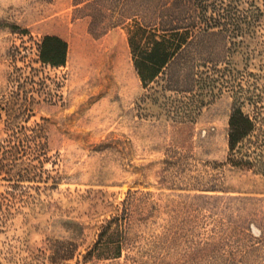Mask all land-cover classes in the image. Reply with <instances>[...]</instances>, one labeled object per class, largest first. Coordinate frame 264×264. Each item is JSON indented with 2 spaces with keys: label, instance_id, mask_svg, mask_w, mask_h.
<instances>
[{
  "label": "rangeland",
  "instance_id": "374dc122",
  "mask_svg": "<svg viewBox=\"0 0 264 264\" xmlns=\"http://www.w3.org/2000/svg\"><path fill=\"white\" fill-rule=\"evenodd\" d=\"M231 1L208 15L227 14ZM250 4L259 10L252 35L245 24ZM154 5L0 0V106L16 92L24 103L35 98L20 121L45 125V168L58 181L47 190L41 182L43 204L24 207L0 232L5 264H264V0H240L238 32L214 25L200 35L210 42L198 57L212 59L201 67L214 87L185 122L171 112L177 107L145 97L126 30L110 25L121 18L117 9ZM99 11L109 26L103 32L90 28L89 13ZM46 34L68 42L65 66L40 62ZM235 105L255 120L242 143L257 158L252 167L227 160ZM8 125L2 110L0 141ZM5 189L0 179V193ZM124 209L122 256L84 259L100 225ZM47 236L71 242L74 256L29 261L26 245Z\"/></svg>",
  "mask_w": 264,
  "mask_h": 264
},
{
  "label": "trees",
  "instance_id": "16d2710c",
  "mask_svg": "<svg viewBox=\"0 0 264 264\" xmlns=\"http://www.w3.org/2000/svg\"><path fill=\"white\" fill-rule=\"evenodd\" d=\"M144 1L156 5L136 13H129L126 8L117 9L121 18L110 25H123L126 30L134 69L142 87L148 92L145 97L164 107H177V113L171 112L181 117L183 122L192 120L198 106L205 102L204 96L214 87L201 67H207L212 59L198 57L199 49H206L210 42L199 37L204 32L210 35L214 25L224 26L233 33L238 32L240 0H232L228 13H223L221 17L208 15V10L220 7L225 11V0ZM81 2L76 0V4ZM254 6L250 4L246 10L245 24L250 35L255 33L259 20V10ZM99 14L101 11L89 13L90 28H101L103 32L109 26L105 27ZM38 51L39 60L44 65L59 68L67 64L69 44L60 35L42 36ZM202 61L204 63L201 65ZM20 96L18 92L11 94L6 104L0 106V119L2 110L9 118L7 136L0 141V179L6 183V189L0 193V232L17 214L22 213L24 207L43 204L41 182L45 181L43 189L46 190L58 182L54 177L51 178L49 169L45 168L49 146L45 125L41 122L28 124V119L20 121L32 111L31 103L35 98L30 97L29 103H24ZM229 119L228 162L239 167L254 166L258 162L257 158L252 159V151L245 149L242 143L255 130V120L241 105L233 106ZM32 189L36 194L31 192ZM126 221L125 209L105 219L94 244L87 248L84 259L120 258L124 248ZM25 249L29 261H40L45 256L52 260H65L74 256L71 242L50 236L41 244H27ZM0 264H5L1 252Z\"/></svg>",
  "mask_w": 264,
  "mask_h": 264
}]
</instances>
